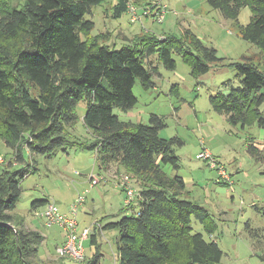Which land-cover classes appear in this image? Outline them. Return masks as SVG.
<instances>
[{"label": "trees", "instance_id": "1", "mask_svg": "<svg viewBox=\"0 0 264 264\" xmlns=\"http://www.w3.org/2000/svg\"><path fill=\"white\" fill-rule=\"evenodd\" d=\"M104 1L16 0L14 5L13 0H0V138L14 150L16 162L24 160L25 148L31 155L50 157L79 145L95 150L100 170L116 164L118 173L124 169L133 177L140 188L133 211L118 222L95 226L91 236L95 243L97 232L119 230L118 264H220L223 252L212 235L208 240L192 227L195 218L211 234L208 211L184 198L187 185L181 176L171 177L165 171L166 166L179 169L175 146L183 142L160 136L165 122L157 115L143 124L123 121L115 113L117 108L127 112L136 105L137 80L146 90L155 86L154 55L175 70L172 53L176 51L197 76L218 60L216 51L205 48L189 32L181 41L147 34L135 36L120 49L101 44L91 35L95 24L86 16ZM205 1L235 21L243 8H249L252 15L247 25H240L241 37L264 51V0ZM125 12L128 0H118L114 18ZM185 46L196 55L186 52ZM236 69L240 87L227 96H212L213 108L225 113L233 126L257 123L264 130V69L249 62L237 64ZM82 101L87 104L84 124L95 137L92 145L70 139ZM25 176V171L10 167L0 174V264L74 261L43 260L44 236L26 229L25 219L12 213ZM48 202L35 201L32 209ZM87 264H100V259L96 256Z\"/></svg>", "mask_w": 264, "mask_h": 264}, {"label": "rangeland", "instance_id": "2", "mask_svg": "<svg viewBox=\"0 0 264 264\" xmlns=\"http://www.w3.org/2000/svg\"><path fill=\"white\" fill-rule=\"evenodd\" d=\"M117 2L105 0L86 16L95 24L91 35L99 37L101 44L120 49L131 44L135 36L147 34L181 41L189 32L205 48L216 51L218 60L209 62L210 70L197 76L176 51L172 53L175 70L167 69L154 55L151 60L157 68L153 78L155 86L146 90L137 80L136 105L127 112L117 108L115 113L123 121L143 124H149L151 116L157 115L165 122L160 136L166 140L179 138L183 142L175 146L179 169L166 166L165 171L171 177L181 176L187 185L184 198L208 211L212 233L208 234L195 218L192 227L194 232L203 233L206 239L212 238L218 243L223 252L220 264H264V130L257 123L245 128L241 124L231 125L228 116L217 112L211 103L212 96H227L233 88L240 87L237 64L249 62L264 69V51L240 34V25L250 22V9L243 8L239 21H235L205 0H128L142 6L152 2L168 6L163 23L152 17L134 23L129 12L114 18ZM185 51L196 55L188 46ZM202 60L207 58L204 56ZM86 109V102L78 104V121L69 130L71 141L83 146L95 141L94 134L84 124ZM204 148L225 167L231 185L220 182L218 171L198 159ZM23 155L24 160L16 162L14 150L0 138V174L6 167L25 171L22 194L12 213L25 219L26 229L32 230L29 227L32 225L45 236L40 257L48 262L59 260L56 251L64 244L66 232L59 225L47 226L42 219L34 217L32 203L48 199L66 214L77 197L84 195L86 202L79 208L77 219L78 234L84 228H91L89 238L83 243L85 261H66L87 264L98 256L100 264H118L119 230L97 232L95 243L91 242V236L96 222L105 226L133 211V207L128 209L125 205V193L117 184L126 171H114L115 165L100 170L95 150L79 145L58 150L50 157L31 155L26 148ZM92 174L98 178L102 175L106 180L90 187ZM133 184L139 191L134 179Z\"/></svg>", "mask_w": 264, "mask_h": 264}, {"label": "built area", "instance_id": "3", "mask_svg": "<svg viewBox=\"0 0 264 264\" xmlns=\"http://www.w3.org/2000/svg\"><path fill=\"white\" fill-rule=\"evenodd\" d=\"M128 12L131 15L132 22H142L143 18L152 17L155 21L163 23L167 14L168 6L162 3L152 2L142 6L141 4H132L128 2ZM160 39H163L161 37ZM204 145V143L202 142ZM198 159L208 162L213 170H217L220 176L219 181L226 185H231V178L228 175L225 167L213 158L208 149L204 148L198 155ZM90 187L98 186L106 179L101 175L99 178L94 174L90 175ZM118 186L125 193V205L129 208L133 205L140 196V192L133 184V178L128 175H122L118 180ZM86 202V196L79 195L76 201L70 206L69 212L61 213L58 206L49 201L44 207L36 208L32 211L34 217L42 219L47 226L59 225L66 232V240L64 244L57 248L58 257H68L76 262L84 260L83 243L89 238L91 228H84L81 234H78V219L77 215L79 208ZM101 228V223L96 222L94 228ZM93 228V229H94Z\"/></svg>", "mask_w": 264, "mask_h": 264}, {"label": "crops", "instance_id": "4", "mask_svg": "<svg viewBox=\"0 0 264 264\" xmlns=\"http://www.w3.org/2000/svg\"><path fill=\"white\" fill-rule=\"evenodd\" d=\"M112 165H115V167H116V169L114 170V171H116L117 172V170H118V166L116 165V164H112ZM104 225L103 224H101V227H103ZM32 230L34 229L33 228V226L31 225V226H29ZM34 230H37V231H39L38 229H34ZM40 232V231H39ZM103 231L101 230L100 231V233H102ZM41 233V232H40ZM45 237V236H44ZM45 239V238H44ZM56 256V255H55Z\"/></svg>", "mask_w": 264, "mask_h": 264}]
</instances>
